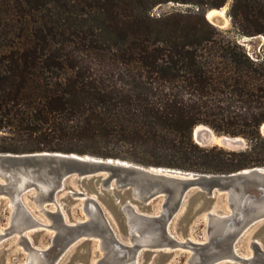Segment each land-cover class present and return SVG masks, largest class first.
<instances>
[{
  "label": "trees",
  "instance_id": "16d2710c",
  "mask_svg": "<svg viewBox=\"0 0 264 264\" xmlns=\"http://www.w3.org/2000/svg\"><path fill=\"white\" fill-rule=\"evenodd\" d=\"M169 1L195 9L158 17ZM228 0H0V152L230 173L264 166V56L204 15ZM264 34V0H231ZM248 146H202L198 124Z\"/></svg>",
  "mask_w": 264,
  "mask_h": 264
},
{
  "label": "water",
  "instance_id": "95a60500",
  "mask_svg": "<svg viewBox=\"0 0 264 264\" xmlns=\"http://www.w3.org/2000/svg\"><path fill=\"white\" fill-rule=\"evenodd\" d=\"M212 9L204 11L208 20ZM209 21L223 25L220 16ZM196 126L192 137L199 145H218L229 150L248 146L241 136L217 134L208 126V131L195 132ZM71 183L79 185L78 190L70 189L69 193L80 201L83 218L67 216L56 198ZM31 191L33 204L51 221L50 226L44 227L53 230L48 246L35 247L21 233L26 226L36 224L34 213L22 198ZM2 195L12 208L6 229L20 233L21 244L30 255L29 262L26 256L23 264H55L71 244L82 238L90 242L98 239L103 255L95 260L81 257L75 264H137L142 248L151 255L175 247L191 250L187 264H217L225 259L236 264H264V166L230 173H202L89 154L0 152ZM156 201L159 204L154 207ZM46 202L54 208H47ZM199 212L206 219L205 240L177 238L172 232L177 214H184L189 224ZM109 214L125 241L117 236ZM258 222L262 223L263 234L251 238L252 256L242 257L237 253V243Z\"/></svg>",
  "mask_w": 264,
  "mask_h": 264
},
{
  "label": "rangeland",
  "instance_id": "374dc122",
  "mask_svg": "<svg viewBox=\"0 0 264 264\" xmlns=\"http://www.w3.org/2000/svg\"><path fill=\"white\" fill-rule=\"evenodd\" d=\"M231 0H228L226 4L222 7H226L225 15L220 16L223 20V25L218 26L221 29L230 30V34L234 35L238 42H240L248 54L254 59H261L264 56V34L259 35H246L241 33L232 24L231 17L228 13ZM221 7V8H222ZM195 9V6L189 3H180L169 1L166 3L159 4L155 6L151 15L158 17L163 14H168L174 11L188 12ZM219 9V8H216ZM244 37H247L244 39ZM203 124V123H201ZM207 125V124H205ZM210 127L209 125H207ZM211 128V127H210ZM212 129V128H211ZM262 132L264 133V128L262 126ZM213 130V129H212ZM214 131V130H213ZM215 132V131H214ZM216 133V132H215ZM218 134V133H217ZM227 135V134H226ZM137 163V162H136ZM140 164V163H138ZM70 189L78 190L79 185L69 184V187L60 191L57 194V200L62 205L63 210L68 215L73 218H83L84 213L81 209V203L76 200V197L72 196L69 192ZM82 189V188H81ZM101 196H104L102 190H100ZM23 200L29 206L30 210L34 213V216L43 223L50 224V220L45 216L36 206L33 204V192H27L22 196ZM158 201L154 202L152 205L157 207ZM47 208L53 209L54 205L46 202ZM11 204L6 196H0V232L3 228L9 226V217L11 214ZM110 220L115 228L117 236L125 241V236L120 231L117 222L109 214ZM206 219L203 212H199L193 221L187 224V220L184 214H177L172 223V232L177 236V238L182 239L187 236L196 241H204L206 238ZM28 236L31 244L33 246H48L51 244L53 239V230L51 228H44L38 226L32 228L31 230L25 232ZM263 234V226L261 222L251 225L243 236L239 239L236 250L239 255H246L251 253V250L246 247V243L251 241V238H258ZM19 235L11 234L6 238L0 240V264H23L25 262L27 255V250L25 247L18 242ZM45 248V247H43ZM191 250L184 247L175 248H164L161 252H154L151 255L146 248H142L137 254V264H187V260L191 255ZM103 251L99 248L98 239H93L91 242L82 238L71 244L56 260L55 264H75L81 257L91 258L93 260L101 257ZM217 264H236L229 259L217 262Z\"/></svg>",
  "mask_w": 264,
  "mask_h": 264
},
{
  "label": "bare ground",
  "instance_id": "6f19581e",
  "mask_svg": "<svg viewBox=\"0 0 264 264\" xmlns=\"http://www.w3.org/2000/svg\"><path fill=\"white\" fill-rule=\"evenodd\" d=\"M225 9L226 7H222V8H219V9H212L209 14H208V18L209 20L213 21L214 17L217 16V15H225ZM199 129H204L206 131L209 130V128L207 126H203V125H198L196 126L195 128V132H197ZM29 207V206H28ZM36 224L35 225H29V226H26L22 231L21 233L24 235L26 231H29L31 230L32 228H35V227H38V226H42V227H45V226H50L51 225V221H50V224H46V223H43V222H40L36 217ZM50 220V219H49ZM51 228V227H49ZM52 229V228H51ZM18 234L19 235V239H18V242L21 244V235L20 233L17 231V230H13L12 228H9V229H6V228H3L2 229V232H0V240L3 239V238H6L7 236H10L11 234ZM25 236L28 238V236L25 234ZM250 242L249 241L248 243H246V247L249 248L251 250V247H250ZM242 257H250L252 256V250H251V253L249 254H246V255H241ZM29 258H30V255L28 254L27 256V263L29 262ZM216 262V261H215ZM215 262H209L207 264H214ZM120 264H131V261H127L125 263H120Z\"/></svg>",
  "mask_w": 264,
  "mask_h": 264
}]
</instances>
